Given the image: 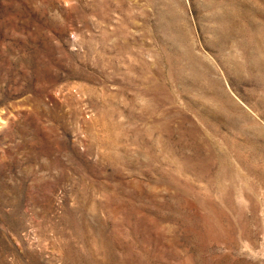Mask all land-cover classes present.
<instances>
[{"label":"rangeland","instance_id":"obj_1","mask_svg":"<svg viewBox=\"0 0 264 264\" xmlns=\"http://www.w3.org/2000/svg\"><path fill=\"white\" fill-rule=\"evenodd\" d=\"M0 264H264V0H0Z\"/></svg>","mask_w":264,"mask_h":264}]
</instances>
